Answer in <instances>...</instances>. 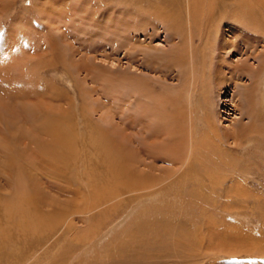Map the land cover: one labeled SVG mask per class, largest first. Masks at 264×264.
Returning <instances> with one entry per match:
<instances>
[{
  "label": "rangeland",
  "instance_id": "obj_1",
  "mask_svg": "<svg viewBox=\"0 0 264 264\" xmlns=\"http://www.w3.org/2000/svg\"><path fill=\"white\" fill-rule=\"evenodd\" d=\"M263 86L264 0H0V264H264ZM155 100L203 180L170 205L123 186Z\"/></svg>",
  "mask_w": 264,
  "mask_h": 264
},
{
  "label": "bare ground",
  "instance_id": "obj_2",
  "mask_svg": "<svg viewBox=\"0 0 264 264\" xmlns=\"http://www.w3.org/2000/svg\"><path fill=\"white\" fill-rule=\"evenodd\" d=\"M194 3V2H193ZM242 3H244V2H242ZM242 3H241V5H240V8L238 9L239 11H238V13L237 14H240V13H242L241 15H245L246 16V14H247V9H245L244 7H245V5H242ZM234 4V3H233ZM257 4V3H256ZM228 5V4H227ZM250 5V4H249ZM193 12H192V15L190 16V23H191V25H190V27H189V29H188V31H189V36H190V40L189 41H192V39H193V34H194V32H195V28H196V26H197V21H198V13H199V16H200V12H199V5H197V4H193ZM251 6H253V5H251ZM190 7V6H189ZM247 7V6H246ZM258 7V6H257ZM237 9V8H236ZM256 9V8H255ZM251 11V10H250ZM191 13V12H190ZM248 14H249V12H248ZM252 14H254V13H252ZM188 15V14H187ZM250 15V14H249ZM248 16V15H247ZM252 16H254V15H252ZM187 18H189V15H188V17ZM250 18V17H249ZM212 20V19H211ZM251 22V21H250ZM252 22H253V20H252ZM255 22V21H254ZM253 22V23H254ZM249 23V22H248ZM251 28H253V25H252V27ZM231 29H233L232 27H231ZM252 30V29H251ZM254 35V34H253ZM224 38V37H223ZM222 38V39H223ZM222 41V40H221ZM187 43V42H186ZM193 43V42H192ZM229 43H231L232 44V42H229ZM189 44H190V42H189ZM222 45V44H221ZM235 46V45H234ZM250 48V47H249ZM224 50L226 49V48H223ZM179 50H181V52H179ZM176 53V55H174V57H175V61L177 62V64L179 65V66H185L186 65V60H187V57H188V55L186 54V51H185V49H183V48H180ZM222 51V50H221ZM248 51V50H247ZM244 52V51H243ZM191 53H192V51H191ZM191 53L189 54V55H191ZM223 53H224V51L220 54L221 55V57H223ZM193 56V55H192ZM194 57V56H193ZM207 57V56H206ZM252 57V55H250V57L249 58H251ZM195 58V57H194ZM191 59V58H190ZM192 60V59H191ZM195 60V59H194ZM196 60H198V59H196ZM221 67V66H220ZM194 70V69H193ZM221 70H222V67H221ZM221 70L219 69V71L221 72ZM226 70V69H225ZM206 67L205 68H203V70H202V72H203V74H205L206 72ZM161 73H162V71H161ZM222 73V72H221ZM218 74V73H217ZM223 74L224 73H222V74H220L219 76L221 77V78H223ZM193 77H195V72H193ZM192 76V75H191ZM191 80H192V78H191ZM7 83V82H6ZM11 84L12 83H10V85L7 83L6 85H4L3 87L6 89V91H5V89L3 90L2 88L3 87H1V90H3L2 91V96L1 97H4V96H7V98L8 99H10V100H13V99H16L17 97H16V93H15V90H16V87L13 85V87L15 88V90H14V88L13 89H11V90H8V88H10V87H12L11 86ZM71 86V85H70ZM138 86V85H137ZM146 87H149V86H146ZM264 87V86H263ZM23 88V87H22ZM138 89H140L141 90V88H138ZM0 90V91H1ZM144 90H146V89H144ZM26 91V90H25ZM142 91V90H141ZM149 91H147L146 93H148ZM22 93V92H21ZM145 93V92H144ZM191 93H192V91L191 90H189L188 89V92L186 93V96L188 97V98H190L191 97ZM30 95V94H29ZM148 96H149V94H148ZM162 96V95H161ZM7 98H5V99H7ZM142 98V97H141ZM153 98V97H152ZM261 98H262V102L264 103V89H263V91H262V95H261ZM18 99V98H17ZM171 100V99H170ZM14 101V100H13ZM157 101H159V102H157ZM155 100V103H153V105H157V107L158 108H155L154 109V111H155V113H157L156 114V120H159L158 122H157V126L155 127V130H154V132L151 134V132H150V134L148 135V138H145L146 139V141L148 142L147 143V150H146V152H144V151H142L143 153H144V156H146V157H144L143 159H137V160H132V162L131 163H134V164H127V168L126 169H124L125 170V172H127V179H128V181L123 185V184H121V185H123L124 187H126L125 189L126 190H129V192H132V193H139V197H138V200H142V201H144V200H146V201H150L151 203L153 202L154 203V201H157V199L159 198V196H162V198H164V196H166L165 198H166V200L168 199H170L171 198V195H172V193L176 190V192H178V190L180 191L179 192V194H181V190L182 189H184L183 188V186H185V184L187 183V182H192L193 181V179H195V184H200V183H203V180L200 178V175L197 173V172H194V166L196 165V163H194L193 165H192V163H191V161H190V159L189 158H187V160H186V153L187 154H189L190 153V151H191V149L193 148L191 145H190V147H189V149H187V150H185V148H184V146H185V133H186V131H185V120H184V118L183 117H181V116H178L177 118H178V120L176 119V117H173V116H169V118H168V120L167 121H164L163 120V118H162V116L160 115V114H164V112H162L159 108H160V106H161V101L160 100ZM163 101V100H162ZM169 101V100H168ZM177 101V100H176ZM175 101V102H176ZM0 106L2 105V107H4V108H6V109H8L9 108V106L7 105V104H4V102H3V99H0ZM150 102V101H149ZM171 102V101H170ZM170 102H169V104H170ZM163 103V102H162ZM147 106H148V104H147ZM182 107V106H181ZM171 108H173V107H171ZM170 108V109H171ZM180 108V107H179ZM183 108V107H182ZM12 109V108H11ZM10 109V110H11ZM13 109H15V108H13ZM179 110V109H178ZM7 111V110H6ZM143 111H145V110H143ZM150 111V110H149ZM174 111V110H173ZM183 111H185V110H183ZM167 112V111H166ZM171 112V111H170ZM148 113V112H147ZM173 113V112H172ZM145 114V113H144ZM149 114V113H148ZM179 114V113H178ZM169 115V114H168ZM164 116H165V114H164ZM185 116H187V115H185ZM153 117H154V115H153ZM182 119H181V118ZM187 118H188V116H187ZM186 118V119H187ZM145 119V118H144ZM153 119H155V117L153 118ZM165 119H167V118H165ZM189 119V118H188ZM190 120V119H189ZM46 121V120H45ZM190 121H193V120H190ZM156 122V121H155ZM186 122H188V120H186ZM190 124V123H189ZM191 125V124H190ZM211 125V124H210ZM192 126V125H191ZM254 126V125H253ZM49 129V128H48ZM153 130V129H152ZM188 130H190V129H188ZM193 130V129H192ZM208 130V129H207ZM215 131V130H214ZM192 132V134L194 133L193 131H191ZM205 132V131H204ZM210 133V131H207V133ZM190 133V132H189ZM191 134V133H190ZM192 134H191V139H189L191 142H190V144H192V139H193V137H192ZM106 135V134H105ZM195 135H196V133H195ZM205 135V134H204ZM235 135V134H234ZM118 136V135H117ZM194 136V135H193ZM207 136V135H206ZM211 136V135H210ZM167 138L168 139V141H164V142H161V144H157V141H159L160 139H164V138ZM105 138H107V141H109V142H112L111 140H109V138H108V136L106 135V137ZM135 138V137H134ZM133 137L132 138H129L130 140V143H131V145L133 144L134 146H136L137 145V140L138 139H134ZM202 138V137H201ZM111 139V138H110ZM134 139V140H133ZM128 140V139H127ZM166 140V139H165ZM154 141H156V143L154 142ZM143 142V141H142ZM145 143V142H144ZM139 144H141V143H139ZM202 144V143H201ZM201 144L199 143V146L196 148L197 150V152H201L202 151V146H201ZM206 144V143H205ZM212 144V143H211ZM144 145V144H143ZM146 146V145H145ZM207 146V145H206ZM136 149V148H135ZM142 150V149H141ZM140 150V151H141ZM153 150H155V151H153ZM158 150V151H157ZM50 151H51V153H55L54 151H52L51 149H50ZM49 151V152H50ZM131 153V152H130ZM132 155V154H131ZM135 155V154H134ZM201 156V155H200ZM190 158H191V155H190ZM131 159H132V157H131ZM149 159H152V161L151 162H147V161H149ZM194 159V158H193ZM125 161V160H124ZM169 162L170 164H172L175 168H182L184 165H186V167H185V169L183 170V172H180V170H178L177 171V173L174 171V170H172V171H168V172H164V171H162L161 169H160V167H158V162ZM187 161V162H186ZM82 163V162H81ZM84 163V162H83ZM81 166V165H80ZM142 167H144L143 169H141ZM148 169V171L147 170H145V169ZM82 170V169H81ZM149 173V174H146V173ZM160 173V175H156V173ZM204 172V171H203ZM235 172V171H234ZM208 173V172H207ZM108 174V173H107ZM122 174H123V172H122ZM235 174V173H234ZM113 175V174H112ZM233 175V174H232ZM20 176H21V174H20ZM111 176V175H110ZM116 177V176H115ZM121 179H122V177H121ZM183 179H185L184 181H183ZM119 180V179H118ZM117 180V181H118ZM210 180V179H209ZM107 182V181H106ZM125 182V181H124ZM108 183V182H107ZM122 186V187H123ZM190 186V185H189ZM192 186V185H191ZM21 188H20V190H19V188H18V190L15 192L16 193V196H17V198L18 199H20V201H21V198H26V193H25V191H24V183H23V185H22V182H21V186H20ZM107 187V186H106ZM120 187V186H119ZM116 188H118V187H116ZM121 188V187H120ZM117 189V191H115L116 193H113V191H107L108 189H105L106 190V192L104 193L106 196L104 197V199H108V200H110V199H113V200H116L117 198H119V197H121L122 196V193H123V191L121 190V189ZM190 188H193V187H190ZM194 189V188H193ZM198 191H200L199 189H197ZM173 191V192H172ZM189 191V190H188ZM193 191V190H192ZM143 192V193H142ZM85 194V193H84ZM182 194H183V192H182ZM80 195V194H79ZM134 197H136V196H134ZM173 198V197H172ZM120 199V198H119ZM165 200V199H164ZM166 201V205H170V201ZM19 201V202H20ZM30 202V201H29ZM100 201L98 200L97 201V203H99ZM112 203V202H111ZM173 203V202H172ZM175 203V202H174ZM155 204H157V203H155ZM14 206V205H13ZM115 206V205H114ZM94 207V206H93ZM182 207V206H181ZM13 208V207H12ZM11 208V209H12ZM17 208V207H16ZM86 208H87V206H86ZM88 208L90 209V206H88ZM159 209V207L158 208H156V210H158ZM18 211V210H17ZM89 211V210H88ZM150 212H151V210H150ZM149 212V216H150V213ZM148 213V212H147ZM156 214H158V212H155ZM166 213V212H165ZM159 214H161V213H159ZM162 214H163V212H162ZM145 216V215H144ZM167 216V215H166ZM157 218V217H156ZM176 218V217H175ZM171 219V218H170ZM169 219V220H170ZM156 220V219H155ZM161 220V219H160ZM153 221H154V219H153ZM16 222V221H15ZM183 222V221H182ZM180 224V223H179ZM168 226V225H167ZM180 226V225H179ZM181 227V226H180ZM166 228V227H165ZM170 236V235H169ZM184 236V235H183ZM126 237V236H125ZM202 237V236H201ZM202 239V238H201ZM128 239H123L121 242H120V244L118 245V246H120V245H122V244H124L126 241H127ZM188 240V239H187ZM164 241V240H163ZM178 241V240H177ZM174 242H175V240H174ZM179 242V241H178ZM182 242V241H181ZM181 242H179V244L181 243ZM126 243H129V242H126ZM145 245V244H144ZM208 246V245H207ZM138 247H140V246H138ZM165 247V246H164ZM121 248V247H120ZM116 249H117V247H116ZM143 249H145V246H144V248ZM184 250V249H183ZM123 251V250H122ZM128 251H130V250H128ZM116 252V251H115ZM127 252V251H126ZM186 252H187V250H186ZM139 253H141V255L143 254L142 252H139ZM138 253V254H139ZM126 254V253H125ZM127 255V254H126Z\"/></svg>",
  "mask_w": 264,
  "mask_h": 264
}]
</instances>
